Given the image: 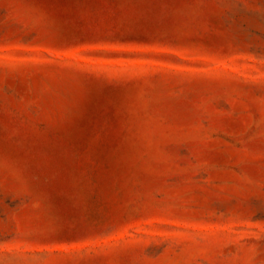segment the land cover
<instances>
[{"label": "rangeland", "instance_id": "374dc122", "mask_svg": "<svg viewBox=\"0 0 264 264\" xmlns=\"http://www.w3.org/2000/svg\"><path fill=\"white\" fill-rule=\"evenodd\" d=\"M0 264H264V0H0Z\"/></svg>", "mask_w": 264, "mask_h": 264}]
</instances>
